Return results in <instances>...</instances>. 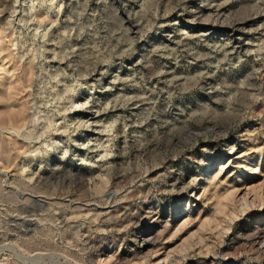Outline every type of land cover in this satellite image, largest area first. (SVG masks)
Instances as JSON below:
<instances>
[{
	"label": "rangeland",
	"instance_id": "1",
	"mask_svg": "<svg viewBox=\"0 0 264 264\" xmlns=\"http://www.w3.org/2000/svg\"><path fill=\"white\" fill-rule=\"evenodd\" d=\"M0 264H264V0H0Z\"/></svg>",
	"mask_w": 264,
	"mask_h": 264
}]
</instances>
